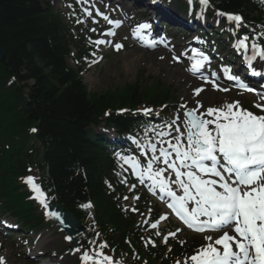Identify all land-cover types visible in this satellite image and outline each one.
Here are the masks:
<instances>
[{
    "label": "trees",
    "instance_id": "obj_1",
    "mask_svg": "<svg viewBox=\"0 0 264 264\" xmlns=\"http://www.w3.org/2000/svg\"><path fill=\"white\" fill-rule=\"evenodd\" d=\"M213 1L224 11H257L250 0ZM73 46L78 48L76 59L81 60L86 54L82 39L70 34L49 3L0 0V50L5 57L0 63V141L12 145L10 151L4 150L0 162L4 202L9 209L25 204L16 211L21 219L35 214L30 202L12 197L21 190L16 177L25 173L19 158L31 159L33 151L27 152L26 145L39 142L44 146L43 162L56 201L83 220L78 205L92 199L98 219L104 223L105 238L118 252H129L123 241L130 226L106 193L104 177H111L112 162L100 142L97 147L91 143L87 125L99 123L108 110L156 103L161 96L156 89L161 86L155 82L143 89L142 84L133 83L118 92H90L80 74L81 66L74 68L68 62ZM106 120L121 132L132 130L135 122L114 113ZM32 128H36L35 134ZM20 165L23 172L17 170Z\"/></svg>",
    "mask_w": 264,
    "mask_h": 264
},
{
    "label": "snow or ice",
    "instance_id": "obj_2",
    "mask_svg": "<svg viewBox=\"0 0 264 264\" xmlns=\"http://www.w3.org/2000/svg\"><path fill=\"white\" fill-rule=\"evenodd\" d=\"M76 2L88 5L83 8L85 15L92 16L90 9L94 8L95 15L100 16L109 25L117 28L121 26V21H114L95 8L92 0ZM188 3L191 6L194 0H188ZM198 3L202 10L209 6V0H198ZM202 15L203 11L198 18ZM217 15L226 16L237 26L243 23V17L238 14L217 12ZM148 29L150 25L139 24L133 29V38L143 42L144 32ZM103 35L113 36L115 33L109 31ZM260 35L264 36V31ZM248 39L247 36L243 37L235 47L238 51L243 50L244 63L250 74L262 76L264 73L257 71L253 62L257 59L264 61V46L254 40L249 55V45L246 43ZM92 43L99 46L107 41L97 39ZM143 46L154 47L155 44L144 43ZM122 47V44H115L117 51ZM192 51L193 56H199V59H195L189 71L196 75L208 63V57L197 53L195 49ZM173 59L179 62L178 57ZM224 71L228 73L226 79L233 81V86L239 92L253 93L258 97L253 106L264 113V103L260 102L264 101V91L250 87L233 74L231 69L226 68ZM200 78L211 84L214 91L231 90L216 83V73H211L210 76L201 73ZM203 91V88H196L194 95L199 96ZM241 103L226 101L218 107H208L203 112L200 111L203 108L200 101H196L191 108L182 104V124L177 115L171 123L165 125L166 131L152 130L155 137H159L155 143L146 142L140 146L143 163L136 156L117 154L118 158L132 169L141 184L147 180L150 182V191L156 194L158 190L162 200L167 197V207L188 229L197 233L220 234L216 238L206 235V243L193 255L185 257L183 262L177 261V264H264V114L257 115L244 109ZM143 111L148 115L152 109ZM147 134L146 131L145 135ZM158 144L161 145L159 148ZM165 144L167 147L163 146ZM24 182L33 193L31 198L46 210L45 215L54 217L64 225L65 220L61 212L48 210L47 194L36 183V178L28 176ZM82 207L89 209L92 205L88 203ZM165 219L167 216L160 217V220ZM4 224L12 227L7 221ZM158 224L159 221L152 223L151 228L156 229ZM179 231L180 229H177V232ZM156 234L160 235L159 232ZM169 235L175 237L176 233L170 232ZM65 238L69 241L72 239L71 236ZM163 239L167 243L168 237ZM89 243L93 245V250L81 254L83 264H115L112 257L103 252L106 244H100L97 249L95 241ZM0 264H5L3 257H0Z\"/></svg>",
    "mask_w": 264,
    "mask_h": 264
},
{
    "label": "rangeland",
    "instance_id": "obj_3",
    "mask_svg": "<svg viewBox=\"0 0 264 264\" xmlns=\"http://www.w3.org/2000/svg\"><path fill=\"white\" fill-rule=\"evenodd\" d=\"M54 1V7L55 9H59L61 7V1L60 0H53ZM59 7V8H58ZM130 24V23H129ZM125 34H122L119 39L117 40V43H121L123 45L121 51L116 52V57L113 56V58L108 59L106 57L105 59V52L109 49L108 47L102 48L100 52L98 53L102 56H104V60L95 68L93 67L86 75H85V83L90 91H105L107 88L111 87V85H117V84H123V83H133L136 81L137 78L142 76V73H146L149 77H159L164 82L168 84H174L180 89V97L182 102H187L192 106V102L190 98H187L184 96L185 90L187 93L189 91H192L194 86H190L187 89V85L184 84L183 80L185 76L181 75L180 77H177L174 73L175 71H180L181 73H184V69L179 66H171L166 61L165 63H159L162 66H157L155 64V60L149 61L152 54L148 52H143L138 46V49H136L134 46L131 45V43L124 44ZM126 45L125 51H123L124 46ZM132 46V47H129ZM139 58L137 61L136 58ZM157 60V59H156ZM136 63V65H132V62ZM157 62H159L157 60ZM183 92V93H182ZM210 91H207L206 94L210 96L212 95ZM215 100H217L215 103L213 100H210L206 98L204 102L210 106L213 104H219L220 99L217 94H215ZM183 97V98H182ZM222 100V99H221ZM131 205L128 204L127 207ZM49 236L54 239H56L54 246V249L60 248V246L63 244L62 242V235L57 234L55 231H44V237ZM18 241L14 240V242L10 241L9 239H5L1 237L0 245L2 248V253L0 257L4 258V261L7 262V264H26L25 258H18V256H21L19 253V245ZM53 248V247H52ZM60 250V249H59ZM18 255V256H15Z\"/></svg>",
    "mask_w": 264,
    "mask_h": 264
},
{
    "label": "bare ground",
    "instance_id": "obj_4",
    "mask_svg": "<svg viewBox=\"0 0 264 264\" xmlns=\"http://www.w3.org/2000/svg\"><path fill=\"white\" fill-rule=\"evenodd\" d=\"M160 55H163V53H162V52H159V54H157V57L160 56ZM136 60L138 61L139 58L137 57ZM131 62H132V61H131ZM155 63L157 64L156 61H155ZM132 65H136V63L132 62ZM157 66H158V64H157ZM175 74H177L178 76H181L179 71H177ZM52 243H53V241L50 240V238H45V239L41 242V244L39 245V247H40V248H44V247H46V246L51 245Z\"/></svg>",
    "mask_w": 264,
    "mask_h": 264
},
{
    "label": "water",
    "instance_id": "obj_5",
    "mask_svg": "<svg viewBox=\"0 0 264 264\" xmlns=\"http://www.w3.org/2000/svg\"><path fill=\"white\" fill-rule=\"evenodd\" d=\"M4 60V54H3V52L0 50V62H2ZM63 216V215H62ZM63 218H64V220H65V224H72L73 223V219L72 218H74L73 217V215L72 214H70V213H66V214H64V216H63Z\"/></svg>",
    "mask_w": 264,
    "mask_h": 264
}]
</instances>
